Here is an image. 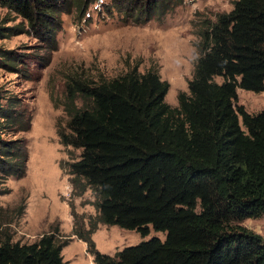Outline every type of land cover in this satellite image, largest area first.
<instances>
[{"label": "trees", "instance_id": "1", "mask_svg": "<svg viewBox=\"0 0 264 264\" xmlns=\"http://www.w3.org/2000/svg\"><path fill=\"white\" fill-rule=\"evenodd\" d=\"M98 0H0L47 45L39 63L57 51L60 15L85 17ZM183 0H110L125 22L144 25L181 6ZM26 30L0 24V40ZM188 93L178 106L165 103L169 84L138 65L111 79L64 78L67 132L64 148L79 151L67 166L72 196L90 190L96 216L87 227L69 205L73 236L93 264H264V240L238 225L264 218V110L249 114L237 91L264 92V0H237L229 13L202 22ZM26 56L0 48V69L23 73ZM28 79V76H24ZM221 82L217 83L216 79ZM80 102V106H78ZM20 102L0 95V196L9 179L26 176V142L10 139L30 130ZM99 225L137 233L136 246L108 256L93 242ZM51 232H57L53 230ZM66 242L43 235L22 245L0 239V264H65Z\"/></svg>", "mask_w": 264, "mask_h": 264}, {"label": "rangeland", "instance_id": "2", "mask_svg": "<svg viewBox=\"0 0 264 264\" xmlns=\"http://www.w3.org/2000/svg\"><path fill=\"white\" fill-rule=\"evenodd\" d=\"M235 1L183 0L163 18L135 25L125 22L117 12L109 14L106 6L110 8V0H98L80 19L75 12L60 15L57 51L47 67H42L38 59L45 56L47 45L17 14L0 6V24L26 30L0 40L1 49L26 56L19 67L22 74L0 69V95L20 102V110L31 118L28 132L8 137L26 142L28 162L23 179H9L1 187L8 190L0 196L1 240L9 236L13 243L28 245L52 233L59 243L67 244L61 252L65 264H93L85 244L72 234L76 221L69 205L79 218L77 223L87 227L89 218L96 216L95 198L89 189L80 197L72 196L66 164L76 160L79 151L64 148L57 135L58 128L67 132L68 118L62 104L65 76L76 74L96 82L124 74L135 65L141 74L153 69L169 84L165 103L176 108L178 95L188 93L192 79L197 31L202 22L213 23L219 14L229 13ZM216 82L221 80L217 78ZM237 101L249 114L264 110V92L238 90ZM77 104L80 106V102ZM238 225L264 240V218ZM153 237L164 240L165 235L151 231L141 239L135 232L99 225L93 242L100 253L113 256Z\"/></svg>", "mask_w": 264, "mask_h": 264}]
</instances>
